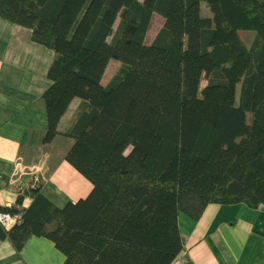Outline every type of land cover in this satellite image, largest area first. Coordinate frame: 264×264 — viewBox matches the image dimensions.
Instances as JSON below:
<instances>
[{
    "label": "trees",
    "instance_id": "obj_1",
    "mask_svg": "<svg viewBox=\"0 0 264 264\" xmlns=\"http://www.w3.org/2000/svg\"><path fill=\"white\" fill-rule=\"evenodd\" d=\"M0 17L54 52L44 142L71 138L66 158L92 184L62 208L39 179L20 193L22 221L0 223L18 252L37 236L63 264H175L181 212L264 209V0H0Z\"/></svg>",
    "mask_w": 264,
    "mask_h": 264
},
{
    "label": "crops",
    "instance_id": "obj_2",
    "mask_svg": "<svg viewBox=\"0 0 264 264\" xmlns=\"http://www.w3.org/2000/svg\"><path fill=\"white\" fill-rule=\"evenodd\" d=\"M157 15V14H155ZM54 52L33 41L32 30L0 17V206L23 212L17 197L36 180L55 206L84 198L92 184L67 160L73 140L57 136L45 143L47 117L44 94L51 84L47 71ZM109 66L102 79L105 86ZM120 66V65H119ZM118 70V69H117ZM75 99L59 127L70 120ZM183 251L175 264H264V209L246 204H208L197 220L178 216ZM54 243L32 236L18 252L0 238V264H63Z\"/></svg>",
    "mask_w": 264,
    "mask_h": 264
},
{
    "label": "rangeland",
    "instance_id": "obj_3",
    "mask_svg": "<svg viewBox=\"0 0 264 264\" xmlns=\"http://www.w3.org/2000/svg\"><path fill=\"white\" fill-rule=\"evenodd\" d=\"M201 6H203V7L206 6V3L201 2ZM163 24H164V19L159 15H154L152 27L147 34V40H146L147 43H149L154 38L155 34L163 26ZM109 64H110V66H109V70H108V75L105 78L106 81H107V79H109V77L112 74H114L117 71V69L119 68V65L121 63L118 60L112 59ZM205 84H206V82L203 80L201 87L203 88L205 86ZM236 90H237L236 85L232 84L230 87V104H232V105L235 103Z\"/></svg>",
    "mask_w": 264,
    "mask_h": 264
},
{
    "label": "clouds",
    "instance_id": "obj_4",
    "mask_svg": "<svg viewBox=\"0 0 264 264\" xmlns=\"http://www.w3.org/2000/svg\"><path fill=\"white\" fill-rule=\"evenodd\" d=\"M123 154L125 156H127L129 154V152L126 150ZM7 206L11 207V204H8ZM24 206H25V208L29 207L30 206V201H28L26 199ZM0 216H5L7 218V223L3 224V227L5 228L6 231H11V229L16 225L17 220L21 219L18 216H11V215H9L7 213H0Z\"/></svg>",
    "mask_w": 264,
    "mask_h": 264
},
{
    "label": "built area",
    "instance_id": "obj_5",
    "mask_svg": "<svg viewBox=\"0 0 264 264\" xmlns=\"http://www.w3.org/2000/svg\"><path fill=\"white\" fill-rule=\"evenodd\" d=\"M0 213H7L11 216H18L20 217L21 219L17 220V223H20L22 221V212H19V211H13L11 213L9 212H1ZM0 223L3 225L4 223H7V218L5 216H0ZM16 223V224H17Z\"/></svg>",
    "mask_w": 264,
    "mask_h": 264
}]
</instances>
